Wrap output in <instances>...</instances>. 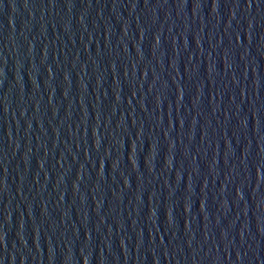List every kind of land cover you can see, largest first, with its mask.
<instances>
[{"label":"water","instance_id":"95a60500","mask_svg":"<svg viewBox=\"0 0 264 264\" xmlns=\"http://www.w3.org/2000/svg\"><path fill=\"white\" fill-rule=\"evenodd\" d=\"M0 264H264V0H0Z\"/></svg>","mask_w":264,"mask_h":264}]
</instances>
